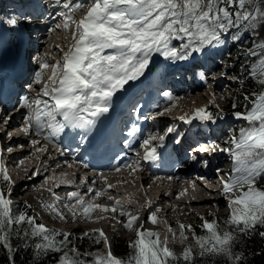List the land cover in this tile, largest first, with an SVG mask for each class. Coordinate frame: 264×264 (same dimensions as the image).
<instances>
[{
	"label": "snow or ice",
	"instance_id": "obj_1",
	"mask_svg": "<svg viewBox=\"0 0 264 264\" xmlns=\"http://www.w3.org/2000/svg\"><path fill=\"white\" fill-rule=\"evenodd\" d=\"M52 12L49 16L64 19V28L74 21L73 12L86 8L82 19L77 23L73 39L74 46L63 55L62 64L55 65L45 59L46 53L38 52L32 57L37 65L33 82L18 102L21 111V131L36 136L31 144L41 145L37 152H47L45 145L53 143L60 148L61 139L75 141L78 148L91 147L98 125L102 118L115 107L114 97L118 92L127 91L126 85L135 84L152 71L154 57L162 58L168 66L166 74H174L177 66L183 67L194 61L197 56L211 55L222 47L234 44L238 48L237 61L241 75L231 79L239 85L243 110L235 111L239 103L232 104V115L236 120L246 122L238 135H229L223 146L209 140L205 144L196 143L185 151V158L178 161L179 166L189 163L207 167V156L226 154L232 161V169L226 178H221V194L229 198V218L224 225L216 220L208 221L200 217L203 235H197L191 225H180L182 243L189 237L185 231L192 232L194 244H188L181 254L171 250L167 241H161L156 232L140 229L129 245L131 252L121 260L107 252L104 257H94L90 264H207L204 258L221 256L227 264H244V257L233 251L239 234L248 235L257 228H264V190L257 184L264 181V0H82L70 3L69 0H50ZM44 0H15L13 10L0 17V47H3L2 33L9 32L13 37L23 40L31 33L27 28L37 19H44L46 9ZM41 9L39 15L36 9ZM31 9V11H30ZM48 28L46 31L50 32ZM250 45V46H249ZM106 50H112L106 54ZM61 51H63L61 49ZM51 69L49 83L42 88L35 85L43 83L44 69ZM178 75V74H176ZM209 73L202 67L193 70V76L206 81ZM215 75V74H213ZM219 75L227 78L228 73L221 70ZM259 86V91L245 90L246 82ZM162 95L169 101L174 97L168 91ZM47 98V99H45ZM251 105V107H249ZM134 112L140 109L134 105ZM170 111L165 105L162 110L152 113V118L161 117ZM60 117L61 119H57ZM148 119L147 116L143 117ZM185 124L191 119L179 118ZM193 119L205 124H215L224 119L222 110L217 106L215 113L206 108L195 110ZM9 123V118L0 122ZM140 131L138 124H132L128 136L136 137ZM234 133V129L229 130ZM176 133L174 143L181 144L180 134L173 126H168L162 135L149 134L141 142L144 160L155 162L159 159L158 148L166 146V137ZM10 135V133H9ZM41 138L43 144H41ZM153 140L158 144L152 145ZM127 147H131L127 143ZM100 148V145H96ZM11 151V149H8ZM179 151V149H177ZM61 155L64 151L61 150ZM139 155V153H137ZM132 167V165H129ZM140 165H135L139 169ZM38 174V173H37ZM219 176V170H217ZM0 252L7 257V264H16V255L21 251L31 254L34 264L51 259L54 264H84L79 258H70L64 249L71 244L70 235L47 228L37 223L36 218L21 210L4 191L3 182L9 176L0 169ZM47 182V180L45 181ZM70 183V182H69ZM88 186V181H81ZM107 195L89 187V195ZM69 198L79 203L81 212L73 213L85 219L99 208L104 212L119 211L121 216H131L125 229H132L139 213L131 215L129 210L107 204L86 203L78 192L68 193ZM56 199L59 201V197ZM109 199H112L109 196ZM237 205L239 207H233ZM71 210V205H65ZM60 219H65L59 214ZM150 221L156 223L157 217L150 213ZM95 231V230H94ZM169 231L172 232L171 226ZM89 234L85 233V236ZM175 239V233H172ZM264 237V231L259 233ZM59 237V239H58ZM100 239L107 244L102 231ZM155 237V239H152ZM78 251V249H71Z\"/></svg>",
	"mask_w": 264,
	"mask_h": 264
},
{
	"label": "rangeland",
	"instance_id": "obj_2",
	"mask_svg": "<svg viewBox=\"0 0 264 264\" xmlns=\"http://www.w3.org/2000/svg\"><path fill=\"white\" fill-rule=\"evenodd\" d=\"M35 36H36V37H34L35 39L38 38L37 34ZM39 42H40V40H38L37 45H39ZM66 43L67 42L63 43L62 46H61V48H62L63 51L66 48L65 47L63 49V45L64 44L66 45ZM35 47H36L35 49H33V50L30 49V51H32V52L37 51V46H35ZM47 48H49V47H47ZM68 50H69V47L66 48V51H68ZM43 51H45L46 54L51 57L50 60H57L56 59L57 53L56 52H52V49H50V50H48V49L43 50L42 48H40L38 52H42L43 53ZM60 52H61V50H60ZM109 52H112V50H108V53ZM29 59H30V65H31V67H29L30 68L29 69L30 74H29V72H26L25 73V77L26 76H30V75L32 77L33 74H34V69L37 68L36 65H35V63L32 61V58H30V56H29ZM233 59L234 58L232 56H228L225 59H223V61L221 63H217V61H214L215 62V70L218 71V72H215L214 73L215 74L214 77L220 76L219 75V72L221 70H223L225 72L231 71L232 65L234 64V60ZM154 62L155 63H154V66H153L151 72L146 73L145 77L141 78V80L140 81H137L135 84L130 83L129 85H126L127 91L118 92L116 94V96L114 97V101H124V102L128 103V105L132 104V107H133L135 105V103L137 102L136 100L140 97V95L142 93H144V92H147L148 88H150L151 86L159 85L163 89L165 87H168V85H170L169 78H174L173 75L175 76V74H179L180 77H185L186 72H189L190 74L193 75V72H191L190 69L187 70V69H183V68H177V69H175V73L174 74H166L165 69L168 66L166 65L165 62H163L162 58L156 56V57H154ZM55 63L56 62H54L52 64L55 65ZM208 77L209 78L207 79V81L209 83H207L206 81H204L206 87H205V89L203 91H201L199 93H196L195 95H191L190 97H188L187 98L188 99V103L185 104V106H183V107H178L177 108L176 106L174 107L173 103H171L169 105L170 111L166 112L165 113V116L173 117L174 115L175 116H179V115H184V114L185 115L192 116V113L194 112V110L198 109V107H199L198 104H201V105L202 104L203 105L207 104L209 106L211 104V108H214L216 110H217V106H218V108L220 110H222V112L224 114H227V112L223 111V109H224V106H225V101L227 99H230L231 100L232 94L235 93V92L232 93L233 86H230L229 89H227V87H225L226 88V91L221 94L223 100H221L220 102L219 101H217V102H210V100H208L207 98H204L205 95L208 98L211 97V95H212L213 98H215V100H217L218 99L217 97H219L220 95L219 94H216V95L213 94L214 92L210 89L212 87V84H213L212 82H210V81H212L213 76H208ZM4 78H5V72H4L3 66H1V62H0V89L3 86ZM142 81H147V82L146 83L143 82V84H142L141 83ZM32 82H33V80L31 78V80L29 81V83H32ZM187 82L188 83H193V80H188ZM226 82H232V79L230 78V79H227V80H221L219 83H217L215 85L217 87H219V85H224V83H226ZM17 85H19V84H17ZM20 89H21V87H20ZM26 91L27 90H25L24 92H26ZM224 97H226V99ZM110 117H111V115H110ZM168 117H162L163 118L162 121L168 122L169 121ZM166 118H167V120H165ZM4 120L5 119H1L0 118V122H2ZM157 120L160 121L159 119H157ZM227 121H228V119H227ZM2 125L3 124L0 123V128L2 127ZM225 127H227V126H225ZM225 127H219V128L216 129V131L219 133V136H217V137L221 138L220 139L221 140L220 142L222 144H223V141L229 137V135H233V133L231 134L229 132L223 134V131H225ZM20 129H21L20 127L18 129H15L13 127L12 131L16 130L15 133L17 132L16 134L20 135L22 133ZM99 129L97 128L95 135H97L98 132H101V129H100V131H99ZM26 139H27V141H24V143H21L22 147H24L25 149H28V150H29L30 147H34L33 148V152H37L36 149L38 147H40L41 145L40 146H38V145L33 146L31 144V140H35L37 138L34 139L33 136H31V138L29 137V138H26ZM155 143L156 142H153L152 144H155ZM41 144H43V143H41ZM1 145H4V144L2 143ZM8 149H11V151H8ZM21 150H23V149H19V147L13 148V146L5 145L2 148L3 154L0 156L1 166L2 167H7L8 169H10L11 172H14V174L12 176L11 175H8L9 178H10L9 179V183L7 181L3 182V187L5 189H6V185H4V184H6V183L9 186H13V188H14V189H11L9 187L8 190H7V193H10V198L12 200H15V201L20 202L25 207V210L28 212V214L30 216L36 218L37 223L44 224L49 229L55 230L57 232L65 233V234H72L73 233L72 231L76 230V232L73 233V235H75L74 237L70 235L71 236L70 237L71 244H69L64 249V252L67 253V255L70 258H73V256L74 257L75 256H79V259L84 260V257L85 258L86 257L87 258L88 257L93 258V257H96V256H100L101 255V251L103 250L102 248L99 249L98 251H93L95 248L93 250H90L89 248H87L86 245H82V241H81V236L83 234L87 233L89 230H95V229H90V228L83 229L82 228L80 230L79 229L77 230V226H79V225L82 226L85 223V222L84 223L79 222L80 219L76 223L73 222L72 228L69 225L70 224L69 222L65 223V225H60L59 223H56L57 217L55 215V212L54 211H51L50 208L55 207L53 210H58L56 208H60V206L63 205L62 203L58 202V200L56 199V197L59 194L61 196V194H63V192L60 191V192H57L55 195H48V194H45V191L42 188L41 189L39 188V189H36V190H33V191L31 190L32 187L29 184L31 182L30 181L31 180L30 178L33 177L34 175L35 176H38V175L41 176L42 172L40 170L41 169L40 167H38V166L37 167H34V169H32V171L29 174V176L27 178L25 177L23 179L24 181H20L18 179V178H20V177L23 176V172H20L19 170L23 169L24 166H30L31 165V167H32V165L34 164L33 162H36V161H32V160H35L34 157H32V158L30 156L22 157ZM120 150H127V148L126 147H121ZM38 153L42 154V153H46V152H38ZM128 155H130V154H128ZM221 156H223V157L220 158V159H218V160L220 161V163H226V164H228L225 167V169H228L229 166H230V164H231L230 163L231 160L226 155H221ZM226 174H229V172L226 173ZM55 177H57V178H55ZM12 178H14V179H13V182L11 183ZM52 178L58 179L59 182H56L58 184L59 183H65V184L71 185V183H72V185H71L72 188H73L72 191H74V192L75 191L78 192L79 189L81 190V188H77V186H80V182L77 181V183H75L74 182L75 179L73 180V177L71 178V175L69 173H67V175L65 173H62V175H61V173H57L56 174V172H53L51 174L48 173L47 176L42 177L40 179V181L38 182V184L39 183H44L46 180H50ZM2 179H3V177H2ZM118 179H122V178H119L118 177V178H115L114 180L117 181ZM17 180H19V181L17 182ZM25 184L28 186L27 187L28 188L27 191H26L27 188H25ZM33 184L34 185H37L35 182ZM107 185L110 186V185H114V184L112 183V181H110ZM170 185L171 184H168V187L165 186L166 189H164L165 190L164 193H162L161 196L158 199V200H160V202H159L160 204H157V206H158L157 207V210L159 211V214L157 215L158 217L156 216L157 217V221H156L155 224H157V225L160 224L162 227H164L165 225H167V223H170L171 224L172 232H170L169 230H167L169 233H171V235L169 237L170 238V243H168V246L170 248H173L175 250L174 252H177V251H180V250L185 249V247L188 245V243H190L193 240L192 239V232L186 230L185 231V235L187 237H189V239L187 241L183 242V243L181 242L182 241V237L179 234L180 233V227H178V224L181 223V224H184V225H191L196 230V232H197L199 229H201L200 225H201L202 222L200 220V217H204L205 220L211 221V219L215 215H218L220 218H224L226 215H229L230 212L227 211V208L223 204H220V205H212L211 204L212 201H211V202H209L208 204H205V205L192 206V208L189 205H185L184 208H188V210L184 209V210H186L187 215L186 214H183V212L185 213V211L180 212V214L178 212H175L174 211L175 214H174V212H172L169 215H166L165 216L164 213H161V209L162 208H170V207L176 208L177 207L180 210V207L183 208V206H180L179 203H186L185 202L186 200H183V199L178 200L177 203L174 202V200H175L174 198H172L174 200L171 201L172 200L171 199L172 194H170V192H168V188H170L172 186V185L171 186ZM117 187H118V189L120 188L121 190H123V187L124 186H121V187L117 186ZM148 187L149 188H152V187H150V185H148ZM86 189H87V187H86ZM129 189H133L134 191H137L136 186L134 184H130V183L127 184V187H126L125 190H129ZM99 191L100 192H103V190H99ZM148 191H149L148 193L150 194V196H149V194H147V192L145 193V191H143V193L146 196L148 195L149 198H150L152 196H151L150 190H148ZM88 193H89V191H88ZM157 193H158V191H157ZM157 193L155 195V198L156 199L159 196V194H157ZM111 194L113 195L114 193L112 192ZM163 194H168V195L165 196V198L166 197L167 198L170 197V200H166L167 199L166 198V199H163V201H162ZM86 195H88V194H86ZM114 196H120V195H115L114 194ZM45 197H46V203L40 204V201H43V198H45ZM174 197H175V195H174ZM86 198H88V197H86ZM89 198H92L93 201L96 199L95 196L89 197ZM61 199H63V198L61 197ZM60 201L62 202V200H60ZM131 202H129V203H131ZM47 205L49 207H47ZM215 207L218 208L217 213H219V214H215L214 213ZM154 208H155V206L152 205V207H150L151 210H149V212H153L155 214ZM193 209H194V211H193L194 214L191 213V211ZM182 210H180V211H182ZM189 210H191V211H189ZM143 211H141V213ZM130 213H132V212H130ZM149 214L150 213H145V212H143L141 215L139 214L140 217L137 220L138 226L136 225L132 229H129V231L127 233L126 232L125 233L119 232V233H116L115 234L114 231H111V228L110 229L107 228V231H106L104 229L105 227L103 226L104 225V222L103 223L100 222L99 224L92 225L91 227L92 228H96L99 231H102L104 233V235L106 236L107 240L111 239V241H112V239L114 237L115 239H118V240H125V242L128 243V242L133 241L134 238H135V234H133V229L134 228H136V230L137 229H140V227L142 225L144 230H149L150 231V229L152 227V223L151 222H146V221L143 220V219L147 218V216H150ZM106 216H108V215H106ZM147 221H149V220H147ZM158 221H159V223H158ZM178 222H180V223H178ZM160 225L158 226V229L161 228ZM111 226H113L112 223H111ZM116 226H117V224H116ZM173 232L176 234L175 235V239H173V235H172ZM96 235L97 234L95 233V235L93 236L95 241H96ZM162 235L165 237V234H161V236ZM86 240H87V243L90 242L89 237H87V239L85 238V241ZM107 246H108V244H105L103 246V247L106 248V251L108 250V247ZM73 248L78 249V251H76V252L71 251V249H73ZM84 264H88V262L87 263H84Z\"/></svg>",
	"mask_w": 264,
	"mask_h": 264
},
{
	"label": "bare ground",
	"instance_id": "obj_3",
	"mask_svg": "<svg viewBox=\"0 0 264 264\" xmlns=\"http://www.w3.org/2000/svg\"><path fill=\"white\" fill-rule=\"evenodd\" d=\"M9 1H11V2H13L14 4H15V0H9ZM11 7V6H10ZM9 9H11V8H9ZM36 14L37 15H39L40 14V12H38V11H36ZM40 24H41V21L40 20H37V22L36 23H34L33 25V28H30L31 26L29 25L28 26V28H27V32L28 33H35V34H37V33H39L38 31H39V29L42 27V26H40ZM31 37V36H30ZM36 37V36H35ZM39 38H42V40H44V47H45V49H48V50H50V49H52V52H55V51H58V52H60L59 50H57L58 48H60L61 46H62V44L63 43H65V42H67L66 43V48L67 47H69V48H71V47H73L74 45H72V43L70 42V40L68 39V37H66V39L65 40H63V39H60V40H56V39H53L52 38V35L51 34H49L48 32H45V33H43L42 32V35L39 37ZM25 39H28L29 40V42H30V44L33 46V47H35V42H34V40L33 39H31V38H29V36L26 34V38ZM7 43H9V40L8 41H6ZM51 42H55V43H51ZM37 43V42H36ZM8 45V44H7ZM6 45V46H7ZM47 47H49V48H47ZM6 49V48H5ZM44 49V50H45ZM47 51V50H46ZM35 53V52H34ZM32 54L31 52H29V51H27V54L25 55V57H24V60L21 62V64L20 65H22L21 66V70H20V72L21 71H28V68L30 67V65H29V63L27 64V62H28V59H29V56H33V55H35V54ZM47 58H49V56L48 55H46V58L45 59H47ZM7 70H10V73H13V66H12V64L10 63V65H9V69H7ZM22 73V72H21ZM20 73V74H21ZM13 74H15V73H13ZM30 74V73H29ZM28 74V75H29ZM29 77L30 76H26L25 77V75H22L20 78H18V80H16V79H14L15 81H16V83L17 84H19L20 83V81H21V83H27V82H29ZM20 80V81H19ZM144 83H146L147 81H143ZM142 83V82H141ZM164 83V82H163ZM143 84V83H142ZM20 85V84H19ZM165 85V84H164ZM17 86V85H16ZM10 88V87H9ZM12 88L13 87H11L10 88V90L12 91ZM19 88V87H18ZM17 90V89H16ZM10 95V97L8 98V99H6L5 101H2L1 99H0V101H2V105H1V107H0V118L1 119H3L4 117H6L7 115H9V114H12V116L14 115V110L16 109V108H11L13 105H14V103H15V99H13V95H14V92H12V93H10L9 94ZM191 95H195L194 94V92H191V94H189V95H183V94H181V95H178L177 97H175L170 103H172V102H174L175 101V105H174V107L176 106L177 108L178 107H183V106H185V104H187L188 103V97H190ZM169 103V104H170ZM190 103V102H189ZM168 105V104H167ZM165 106V105H164ZM160 108V107H159ZM158 108V109H159ZM105 118H102V120H104ZM163 119V118H162ZM161 119V120H162ZM169 119V118H168ZM165 120H167V118L165 119ZM104 122H106V121H104ZM154 122V121H153ZM162 128L160 129V132H162ZM17 133V132H16ZM34 138H37L36 136L34 137ZM156 143L155 144H152V145H156L158 142L157 141H155ZM41 143H42V140H41ZM139 145L140 144H138V146L137 145H135L137 148L135 149L136 151H137V153H139V152H141L142 151V149L141 148H139ZM38 146H40L39 144H38ZM116 146L117 145H115L114 147H113V149H115L116 148ZM33 148L34 147H30L29 148V150L28 149H23V150H21V154H22V157H25V156H30L31 158L32 157H34L35 158V160H32V161H36V162H33L34 164V166L32 165V167H31V165L30 166H24V168L23 169H21V170H19L20 172H23V176L19 179L20 181H24L23 179L26 177H28L29 176V174L31 173V171H32V169H34V167H40L41 169V172H42V175H41V178L42 177H45V176H47L48 175V173H53V172H56V174L57 173H61V175H62V173H65L66 175H67V173H70L69 171L70 170H64V169H62L63 168V166H59L58 165V162H51V161H48V157L47 156H49V154H50V152L48 151V152H46V153H42V154H40V153H38V152H33ZM138 149V150H137ZM160 148H158V150H159ZM83 152H84V150H82L81 152H80V155L81 154H83ZM115 151H112L110 154H113ZM2 154H3V151H2ZM140 154V153H139ZM116 156H117V154H116ZM81 157V156H80ZM81 159V158H80ZM124 161V159H122V162ZM111 173H116V170H115V168H112L111 169V171H110ZM70 174H72V176H71V178L73 177V180L75 179V183H77V181L78 182H80V186H77V188H81V192H80V195H83V194H88V192H87V190H89L88 188L90 187V188H92V189H94V190H96V191H99V189H100V187L101 186H103V185H107L110 181H112V183L115 181L114 179L116 178L115 176L114 177H111V176H106L105 177V180H104V182L103 181H99V179H97V180H95V181H93L94 183H93V187L91 186V178H85V179H82L78 174H73L72 172L70 173ZM35 176V175H34ZM41 178H39V179H37L36 181L37 182H39L40 181V179ZM55 178H57V177H55ZM123 179V178H122ZM19 180H17V182L19 181ZM88 181L89 183H88V186H85L83 183H81V181ZM72 181V180H71ZM55 182V181H54ZM59 182V181H58ZM69 182V181H68ZM53 183V182H52ZM168 184H170L168 181H165L163 184H162V187L158 190V193L157 194H159V196L158 197H160L161 196V194L162 193H164V189H166L165 188V186H167L168 187ZM71 185H72V183H71ZM148 185H150V187H152V186H154V183H152V184H148ZM148 185H147V190H145V193L147 192V194H149L148 192V190H150V192H151V189L152 188H149L148 187ZM172 185V184H171ZM170 185V186H171ZM86 187H87V189H86ZM183 187L184 188H186L187 190L189 189L188 188V186L187 185H183ZM75 188V187H74ZM69 189H71V188H69ZM69 189H67V188H59L58 190H53V193H56V192H60L61 190H65V191H62V192H64V193H67V192H69L70 190ZM78 190V189H77ZM114 191V192H113ZM178 190H177V188L175 187V186H171V189L170 188H168V192H170V194H172V197H171V199L172 198H174V195L176 196V194L178 193L177 192ZM76 192V191H75ZM103 192H106L107 193V195H105V196H102V197H96V199L94 200V202H98V203H104V204H111V201H109V200H111V199H109V196L110 195H112L111 193L113 192V193H115V195H120V193H121V191L118 189V187H114V185H110V186H108L106 189H104L103 190ZM93 196H95V194H94V192L91 194V195H87L86 197H93ZM113 196H114V194H113ZM167 198V197H166ZM85 199H87V198H85ZM61 200V199H60ZM59 200V202H61ZM175 202V201H174ZM180 202V201H179ZM209 202H211V200H205L204 201V199H202V200H200V201H198L197 203L196 202H194V201H191V202H188V203H179V205L180 206H183V208H181L180 207V210H182V211H180L177 207L176 208H172V207H170V208H162L161 209V213H164L165 214V216L166 215H169L170 213H172V212H178L179 214H180V212H183V211H185V213L183 212V214H186L187 215V212H186V210H188V208H184V206L185 205H189L191 208H192V206H196V205H198V206H201V205H205V204H208ZM176 203H177V201H176ZM152 207V206H151ZM190 208V209H191ZM132 209V208H131ZM184 209H186V210H184ZM151 210V209H150ZM68 211H70L69 209H68ZM141 211H143V210H137V211H135V214L134 215H136L137 213H139V214H141ZM189 211H191V210H189ZM193 211H194V209L191 211V213H193ZM99 211L97 210V209H95L93 212H92V214L95 216V220H91V221H89V219H85V223H84V225H79V226H77V230L79 229H88V228H90L91 227V225H95V224H99L100 222H104V226L106 227V229L108 228V229H110L111 228V230H112V226H111V223L113 222L112 220V218H109L108 216H106V215H109V213H105L100 219L97 217V213H98ZM175 212H174V214H175ZM194 214V213H193ZM112 215L114 216H116V213H112ZM98 218V219H97ZM79 219H81V216L80 215H74V219L73 220H70V221H68L70 224V226H71V228H72V224H73V222H77ZM103 225V224H102ZM94 229V228H93ZM73 233L74 232H76V230H74V231H72ZM73 233L71 234V236H75V235H73ZM95 233H96V231H94V230H89L88 232H87V234H89L88 236H85V234H83L82 236H81V241H82V245H86L87 246V248H89L90 250H93L96 246H99L100 245V243H96L95 242V240H94V235H95ZM70 236V237H71ZM87 237H89V240H90V242H88L87 243V240L85 241V238L87 239Z\"/></svg>",
	"mask_w": 264,
	"mask_h": 264
},
{
	"label": "trees",
	"instance_id": "obj_4",
	"mask_svg": "<svg viewBox=\"0 0 264 264\" xmlns=\"http://www.w3.org/2000/svg\"><path fill=\"white\" fill-rule=\"evenodd\" d=\"M262 38H264V30L261 32ZM250 46V45H249ZM217 56H221L225 58V56H232L234 59V64H236L235 69L232 73H230V76H238L241 75L239 68L240 64L237 61L238 56V48L234 44H229L226 47H222L218 49L217 51L213 52ZM236 91L234 100H229L226 103V109L229 112H233L232 104L234 102H237L240 104L239 107L235 109V111H242L243 110V101L241 92L239 90V85L236 84ZM245 90L248 92L252 91H259V86L254 84L253 82L249 81L245 84ZM251 107V105H249ZM241 126H247L246 122L240 121L237 124H234L231 129H234L235 135L239 134V129ZM257 188L260 190H264V181H261L257 184ZM15 205L20 206L21 210H25V207L20 202L13 201ZM229 218V215H226L224 218H220L219 216H215L211 219L216 220L219 224L224 225L225 221ZM261 231H264V228H257L254 232L244 235L239 234L238 241L233 246V251L235 253L241 254L244 257V264H264V237H261L259 233ZM197 235H203V231L199 229L196 232ZM59 239V237H58ZM133 242V241H132ZM126 243L124 240H117L113 239V250L116 253V255L121 257V260L125 259L129 253L131 252V249L129 245L132 243ZM188 244H194V240H192ZM183 250L175 252L176 254H181ZM207 264H227L226 258L221 256L211 257V258H204ZM0 264H7V257L3 252H0ZM16 264H34L33 259L31 257V254L28 252L21 251L19 254L16 255ZM41 264H54V261L51 259L42 260Z\"/></svg>",
	"mask_w": 264,
	"mask_h": 264
}]
</instances>
